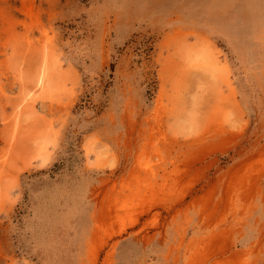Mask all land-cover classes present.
Instances as JSON below:
<instances>
[{
	"label": "rangeland",
	"instance_id": "rangeland-1",
	"mask_svg": "<svg viewBox=\"0 0 264 264\" xmlns=\"http://www.w3.org/2000/svg\"><path fill=\"white\" fill-rule=\"evenodd\" d=\"M110 260L264 264V0H0V264Z\"/></svg>",
	"mask_w": 264,
	"mask_h": 264
},
{
	"label": "bare ground",
	"instance_id": "bare-ground-1",
	"mask_svg": "<svg viewBox=\"0 0 264 264\" xmlns=\"http://www.w3.org/2000/svg\"><path fill=\"white\" fill-rule=\"evenodd\" d=\"M114 263V262H113ZM108 264H112V262H111V260L109 261V263Z\"/></svg>",
	"mask_w": 264,
	"mask_h": 264
},
{
	"label": "trees",
	"instance_id": "trees-1",
	"mask_svg": "<svg viewBox=\"0 0 264 264\" xmlns=\"http://www.w3.org/2000/svg\"><path fill=\"white\" fill-rule=\"evenodd\" d=\"M212 9V8H211ZM210 8L208 10H210L211 12H213V10H211ZM212 14V13H211Z\"/></svg>",
	"mask_w": 264,
	"mask_h": 264
},
{
	"label": "crops",
	"instance_id": "crops-1",
	"mask_svg": "<svg viewBox=\"0 0 264 264\" xmlns=\"http://www.w3.org/2000/svg\"><path fill=\"white\" fill-rule=\"evenodd\" d=\"M191 16V15H190ZM192 17V16H191Z\"/></svg>",
	"mask_w": 264,
	"mask_h": 264
}]
</instances>
